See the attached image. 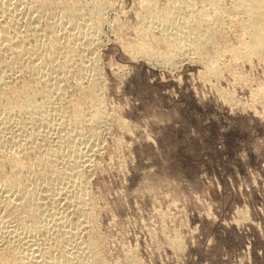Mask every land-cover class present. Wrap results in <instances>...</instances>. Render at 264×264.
Returning <instances> with one entry per match:
<instances>
[{
  "label": "rangeland",
  "instance_id": "374dc122",
  "mask_svg": "<svg viewBox=\"0 0 264 264\" xmlns=\"http://www.w3.org/2000/svg\"><path fill=\"white\" fill-rule=\"evenodd\" d=\"M28 1L22 0L15 14L8 12L0 18V24L2 26L7 24L6 30L9 27L11 29H8L9 37L13 41L18 37L17 39L23 41V45L28 50V54L23 56L26 59L17 61L16 63L19 64H16L13 69L2 64L8 69L6 71L0 65V73L3 70L2 73L6 75L2 73L0 75V77L3 75L5 80L4 88L9 89L7 93L0 95V103H4L6 95H13L11 96L13 100H17L16 98L21 100V97L26 96L25 94L34 93L35 95L34 90L39 87V89L50 87L53 90L50 96L52 100L49 98L48 105L44 104L41 110L35 106L34 109L30 108V112L29 108L21 110V113L19 112L21 115L18 113L19 110L13 111L10 121L6 123V130L10 132L5 131L4 134L14 135V140L19 139L15 141L18 143L20 155L26 163L29 162L30 176L29 171L25 169L21 173L24 175L23 180H27L25 177L35 180V175L40 173L39 175L42 174V176H37V179L41 178L40 183L37 182L38 180L32 182L37 186H35L36 189L45 188L43 175L48 170L49 178L53 179L56 175L50 190L52 188L53 191L57 189V192H60L58 190L63 188L61 192H64V195L63 193L57 195L61 198L56 200V194L53 192L55 196L50 201L42 195L45 194L42 188H39L41 191L35 190L37 199L34 197V203L37 202L38 213L45 212L42 215L44 217L46 215L47 218L40 214V218L35 223L37 226L35 233L31 232V237L29 234L23 236L26 238L24 241L21 238V241L13 242L14 245L17 242L16 247L22 250V253L16 257L19 260L15 261L18 264L22 262L23 264H47L49 261L47 262L44 256L49 255V252L52 258L55 255L54 260L66 254L69 256L72 252L70 260H74L73 264H80L82 260L83 264L94 262L101 264H264V54L260 57L261 60L259 56H253L254 54L249 55L250 59H243L237 54V50H230V45L236 44L235 37L240 27L234 26L237 24L232 21L229 23L231 26L233 23L231 31V26L230 29L229 26L227 27L229 24L226 16L224 17L226 20L223 19L224 26L220 25L223 30L220 33L219 42L226 41L225 44H229V47L228 45L224 47L223 42H220L224 51H221L218 55L219 59L217 58L215 62L217 65L215 74H210L204 62L197 60L189 49L185 50L182 56H178L173 51L174 46L164 42V33L175 32V26L181 24L183 17L186 16L184 13L198 12L203 7L204 10H211V3H208L209 7L207 2L217 0H178V3L172 0H149L150 3L146 4L144 3L147 0H101L103 21L96 23V28L99 30L96 47L82 44L81 38L87 28L80 29V34L77 30L74 32L79 34L77 37L82 34L79 38L81 43L77 41L78 44L72 40V43L69 41L67 44V37L63 35L64 32L59 33L61 31L58 27L62 13L66 19L72 20L69 23L72 22L73 28L76 21L77 25L85 21L91 16L96 0H45L48 4L45 6L48 9L39 0L38 3L33 0L35 4L31 0L30 3ZM220 1L221 5H225L222 6L229 9L234 2ZM187 2L192 7L183 4ZM174 4L180 7L177 9L175 18L173 20L171 18L173 23L171 25L168 23L164 27H161L159 23L153 24L149 28L146 43H143L139 35L144 24L141 14L144 6L153 7L155 12L162 15L165 14L163 11H171L175 7ZM25 5L28 6L24 7ZM35 5L38 6V10ZM62 5L64 7H61ZM52 11L53 13L56 11L55 15L50 13ZM30 13L32 18L27 16L31 15ZM36 14L39 17L35 19L33 16ZM57 14L60 17H57ZM14 15H17V18ZM83 18L85 19L82 21ZM29 19L34 21L31 22ZM55 20L59 22L55 24ZM87 21L90 22V19L88 18ZM49 22L51 24L54 22L55 27L49 28ZM46 26L51 29V32L49 29L47 32ZM56 27L59 29L58 33ZM38 31L40 33L43 31L42 39L46 41L45 44ZM25 32L29 33L26 35ZM32 32L34 35L37 33L40 38L34 36L33 39ZM225 32L230 33L227 34L228 37L224 36L221 39ZM51 34L59 35L61 44L65 41L66 44H62L65 47L63 52L61 44L57 49L49 43L48 35L51 36ZM23 35L26 36V40ZM61 35L66 38H61ZM77 37L76 40H78ZM37 40L40 44H37ZM35 44L40 46H35L36 49L33 48L32 51L31 48ZM148 49L162 51L168 57L173 54L172 60L165 62L159 56H149L146 53ZM60 50L62 53L59 52ZM30 51L32 55L34 52L35 58L30 55ZM51 52L59 56L56 57L57 63L55 58L50 57ZM207 53L210 54L207 56L214 58L212 49H208ZM12 55L13 50L1 52L0 60L5 61ZM26 56L34 59L29 61ZM36 57H38L37 60H35ZM49 58H51L50 63ZM64 59L67 60L64 61ZM95 59L100 70L96 92L101 98V105L105 107V112L112 117L100 124L96 148L92 147L93 150H88L90 152L88 162L83 166L73 167V170L77 169L76 171L80 168L79 171H83L86 179L88 206H85L92 210L90 212L93 215L90 213L91 216L83 217L80 216L77 205L74 207L77 203L73 199L74 203L70 200L75 189L68 183L65 173L61 172L66 170L69 173L72 172L70 169L72 155L67 154L70 152L69 147H72V143L70 144L68 140L72 138L77 142L78 138L75 137L74 140L73 137L76 135V130L87 132L86 129L91 126L89 115L96 107L91 103L89 105L86 99L89 97L88 83L92 80L90 70L96 65ZM38 61H43L42 63L48 61V66L56 63L53 67H57L60 72L58 74L62 73L63 78H58L57 72H53L49 75L51 77L55 74L54 77L52 76L53 82L48 76L40 82L36 81L34 72L26 71V68L29 69L26 64L30 65V62ZM20 65L21 72H15L16 67L20 68ZM73 67L76 71L81 69L79 79L72 78L73 73L76 72L71 73ZM87 67L90 68L87 70ZM61 70H64L65 74ZM56 81L59 83L58 88L55 85ZM77 82H80V86ZM23 86L29 91L24 90ZM20 93L25 96L23 94L24 97L18 96L21 95ZM36 96L35 104L38 101L41 102L39 95L36 94ZM75 101L82 116L78 126L74 124L75 115H72L76 112V107L73 109ZM81 101L86 104L81 106ZM44 107H46L45 110H43ZM84 112L91 113L85 116ZM44 113L49 115H42ZM42 116L49 120L48 124L45 119L43 122L38 121ZM118 116L124 124L116 121ZM31 117H33L32 120ZM85 118L89 120L86 121ZM11 120L14 122L13 126ZM70 121L71 123L74 121L73 125ZM51 122H53L52 125ZM13 132L15 133L12 134ZM15 135H18L17 138ZM42 145L44 148H40ZM82 145L78 147L83 151L84 145ZM51 154L52 157H50ZM34 157L37 161L40 158L51 159L52 164L56 165H52L53 174H50L51 170L46 167V163L41 164V167L40 163H38L39 167L35 165L37 161ZM33 162L37 169L32 166ZM43 167L47 170L42 169ZM3 169L4 175L7 173L8 176V171L9 174L12 172L9 166H3ZM35 170L39 173H35ZM57 173L65 179H59ZM67 177L69 178L68 175ZM38 184L41 185L38 186ZM38 193H41L44 199ZM66 194L70 199L65 200ZM3 196L1 194L2 199ZM29 221L30 224L33 223L30 219H25L21 225L27 224L26 227H28ZM15 225V223H9L5 226V230L8 227L7 230L10 231ZM63 237H66L68 242L67 240L63 242L62 240L65 239ZM172 242H174L173 245ZM76 255H80L81 261L77 259L79 257L76 258ZM91 255L94 258L98 256L97 262L94 258H90ZM92 259L94 262H91Z\"/></svg>",
  "mask_w": 264,
  "mask_h": 264
},
{
  "label": "bare ground",
  "instance_id": "6f19581e",
  "mask_svg": "<svg viewBox=\"0 0 264 264\" xmlns=\"http://www.w3.org/2000/svg\"><path fill=\"white\" fill-rule=\"evenodd\" d=\"M25 1V0H24ZM30 1V0H29ZM28 1V2H29ZM32 1V3H33V0H31ZM37 2L36 3H38V0H36ZM93 1H95V0H93ZM172 1H177V3H178V0H172ZM182 1V0H181ZM220 1V0H219ZM218 0L215 2H207V4L209 3H211V10L210 9H208V10H204V7L201 9V11H200V9H199V11H198V9H197V11L198 12H191V11H189L188 12V14H185L184 13V15H186L185 17H183V19H182V22H181V24H178V25H176L175 26V28H174V30H175V32H173L172 34L171 33H169V34H165L164 33V42L165 43H168V44H170L171 46L173 45L174 47H173V51L175 52V54L177 53L178 54V56L180 55V56H182V54H183V52L185 51V50H187V49H189L190 51H191V53L193 54V56L194 57H196L197 58V60H199L200 62H204V64H205V68H206V70L211 74V73H213V74H215L216 72H217V65L215 64V62H216V60H217V58H218V55L221 53V51L223 50L224 51V49H222V47L223 46H221L222 44L220 43L221 41L223 42V45H224V47H225V42L226 41H223V40H221L220 42H219V37H220V33L222 32V26H224V24H223V19H225L224 17L226 16V19L228 20V24L230 23V22H232V21H234V22H236V24L237 25H235L234 24V26H239L240 27V30H239V32L237 33V36L235 37V41H236V44L235 45H233V44H231L230 45V50H233V49H235V50H237V54H239L240 55V57H243V59L245 58V59H248L249 58V55L251 56V54L253 55V56H255V55H257V56H259V58L261 57V56H263V54H264V0H232V1H234V2H232V7L229 9V8H225L224 6V4H222V5H224V6H222L221 4H220V2H219ZM39 2L40 3H42L44 6L46 5H48L47 4V2H45V0H39ZM22 3V0H0V18H3L8 12H14L13 14H15V12H17L18 11V5L19 4H21ZM25 3H27V2H25ZM24 3V4H25ZM30 3V2H29ZM95 4L93 5V6H95L94 7V10L91 12V16L90 15H88V16H90V17H88L89 19H90V22H86V20L88 19H86L85 21H83L85 18H83L82 19V21L83 22H79L80 24H78L77 25V21L75 22V25H74V28H73V24H72V22H71V24L69 23V21H72V20H68V19H66L65 18V16H63V13H62V19H60L61 21H60V23L58 24V27H59V29H60V31L61 32H59L60 34H62V32H64L63 33V35H65L66 37H67V41L68 42H66L67 44H69V41H70V43H72V40H75L76 42L77 41H79L80 43H81V41L79 40V38H80V36L82 35H80L79 37H77V34L79 33L80 34V29H84V28H87V31L83 34V36H82V44L83 45H87V46H93V47H96V44L98 43V37H99V35H98V33H99V30L96 28L97 27V25H96V23L97 22H101V21H103L102 20V17H103V13H102V6H103V4H102V1L101 0H96L95 2H94ZM146 3H150L149 2V0H147V1H145V3L144 4H146ZM182 2H180V4H181ZM33 4H35V1H34V3ZM175 4H176V2H175ZM174 4V5H175ZM183 4H189L188 2L187 3H183ZM208 4V6L210 7V5ZM37 5V4H36ZM36 5H35V7H36ZM60 5V4H59ZM58 5V6H59ZM28 6V5H27ZM26 5L24 6V7H27ZM42 6V5H41ZM45 6V8H47ZM189 6V5H188ZM23 7V6H22ZM23 7V8H24ZM30 7H31V4H30ZM33 7V6H32ZM38 7V6H37ZM36 7V9L38 10L39 8H37ZM40 7V6H39ZM61 7H64L63 5L61 6ZM179 7L180 6H178V5H175V7L173 8V9H171V11H163L165 14H162V15H159L157 12H155L150 6H144V10L142 11V18H143V26L141 27V33H140V37H141V39L143 40V43H146V37L148 36V34H149V32H150V27L153 25V24H156V23H159L160 25H161V27H164L165 25H167L168 23L171 25L173 22L171 21V18H172V20H173V18H175V16H176V12H177V9H179ZM189 7H192V5H190ZM188 7V8H189ZM206 7V6H205ZM19 8H20V6H19ZM31 9V8H30ZM34 9V8H33ZM36 9H34V10H36ZM43 10H44V8H42ZM48 9V8H47ZM63 9V8H62ZM104 9V8H103ZM22 10V12L24 13V11H23V9H21ZM20 10V11H21ZM27 10V9H26ZM29 10V9H28ZM194 10V9H193ZM31 11H32V9H31ZM188 11V10H187ZM186 11V12H187ZM196 11V10H195ZM37 12V11H36ZM55 12L56 11H54V13H53V11L52 12H50V13H52L53 15H55ZM64 13H65V11H63ZM21 13V12H20ZM69 13V9H68V12H67V14ZM12 14V15H13ZM31 14V13H30ZM34 14V13H33ZM47 14H49V13H47ZM59 14V13H58ZM57 14V17L59 16ZM172 14V15H171ZM18 15H19V13H18ZM27 15V14H26ZM25 15V16H26ZM50 15V14H49ZM49 15H47V16H49ZM11 16V15H10ZM9 16V17H10ZM15 16V15H14ZM28 17L29 16H31V18H32V14L31 15H27ZM40 16H42L41 14H40ZM171 16V17H170ZM21 17H22V15H21ZM20 17V18H21ZM36 17H39V15H37L36 14V16H33V18H35L36 19ZM60 17V16H59ZM11 18H12V16H11ZM15 18H17V15L15 16ZM19 18V17H18ZM22 18H24V17H22ZM21 18V19H22ZM42 18V17H41ZM53 18H54V16H53ZM52 18V19H53ZM65 18V19H64ZM75 18V17H74ZM25 19H26V17H25ZM28 19V18H27ZM40 19V18H39ZM39 19H37V20H39ZM64 19V20H63ZM178 19H179V17H178ZM225 19V20H226ZM9 20H11V19H9ZM15 20V19H14ZM17 20V19H16ZM30 20V19H29ZM68 20V21H67ZM225 20H224V22H225ZM18 21H19V19H18ZM18 21H15V22H18ZM26 21V20H25ZM31 22L32 21H34V20H30ZM43 21V20H42ZM54 21V20H53ZM56 21V20H55ZM81 21V20H80ZM7 22V21H6ZM10 22V21H9ZM8 22V23H9ZM12 22H13V18H12ZM28 22V21H27ZM36 22V21H35ZM39 22V21H38ZM57 22H59V20L58 21H56L55 22V24H57ZM74 22V21H73ZM2 23H4V22H2ZM50 23V22H49ZM90 23V24H89ZM28 24V23H27ZM53 24V25H52ZM52 24L50 23L49 24V28H52V27H55L54 26V22H52ZM232 24V26L229 24V25H227V27L230 29V26H231V31H232V27H233V23H231ZM18 25V24H17ZM42 25V24H41ZM77 25V26H76ZM220 25H222L221 27H220ZM225 25H226V23H225ZM6 26H8L7 24H5L4 26H2V24H0V50L2 49V51H0V53L1 52H6V51H8V50H13V55L11 56V57H9L8 59H5V61H4V59H1L0 60V65H2V64H4V66H6L7 68H9V69H13L14 68V66H16V64H19V63H16L17 61H19V60H21L22 58H24L23 56L24 55H26V54H28V50H27V48L23 45L24 43H22L23 41H20L19 39H17V38H15V41L17 40H19L18 42L16 41V43H15V41H13L12 40V38L11 37H9L10 35H9V32H8V29H10V27L6 30ZM9 26H10V24H9ZM68 26V27H67ZM26 27V26H25ZM29 28V27H28ZM42 28V27H41ZM46 29H47V32L50 30V32H51V29H49V28H47V26L45 27ZM228 28H226V29H228ZM237 28V27H236ZM44 29V28H43ZM49 29V30H48ZM56 29H57V27H56ZM59 29H57V33H58V31H59ZM11 30V29H10ZM42 30V29H41ZM74 30V31H73ZM75 30H77L78 31V33H74L75 32ZM234 30H236V29H234ZM24 31H27V30H24ZM52 31H53V29H52ZM162 31H164L163 29H162ZM172 31V30H171ZM226 31V30H225ZM230 31V32H231ZM15 31H13V33H14ZM22 32V31H21ZM229 32V33H230ZM20 33V32H19ZM26 33V32H25ZM29 33V32H28ZM28 33H26V35L28 34ZM36 33V32H35ZM38 34H40L41 36V39H42V33H43V31H42V33H40V31H38L37 32ZM36 33V34H37ZM45 33V32H44ZM53 33V32H52ZM57 33H55V34H57ZM224 33V32H223ZM223 33H222V35H223ZM229 33H226L225 32V34L223 35V36H221V39H222V37H224V36H227V34H229ZM233 33V32H232ZM235 33V32H234ZM233 33V34H234ZM15 34V33H14ZM32 34H33V32H32ZM36 34L34 35H32V37H33V39L35 38V37H39L38 36V34H37V36H36ZM52 35L51 34V36L50 35H48L49 37H48V39H49V43L54 47V48H57L58 49V47H60V44H61V40H60V36L59 35ZM78 34V35H79ZM236 34V33H235ZM234 34V35H235ZM13 35V34H12ZM16 35H18V34H16ZM19 36V35H18ZM22 36V35H21ZM35 36V37H34ZM47 36V35H46ZM46 36H45V38H46ZM65 36H62L61 35V38H64ZM23 37H24V35H23ZM39 37V38H40ZM65 37V38H66ZM78 38V40H76L75 38ZM228 37V36H227ZM11 38V39H10ZM25 38V40H26V36L24 37ZM38 38V39H39ZM28 39V38H27ZM44 39H42V42L44 43H46V41H43ZM47 40V39H46ZM64 40V39H63ZM63 40H62V42H63ZM228 40V39H227ZM11 41L13 42V43H11ZM38 41V40H37ZM39 41H40V39H39ZM39 41L37 42V44L39 43ZM234 41V40H233ZM36 42V41H35ZM163 42V41H162ZM228 42V41H227ZM25 43H26V41H25ZM44 43V44H45ZM65 43V41H64V43H62V44H66ZM74 44H75V42H73ZM78 43V42H77ZM229 43H230V41H229ZM234 43V42H233ZM40 44V43H39ZM47 44H48V42H47ZM49 44V45H50ZM62 44H61V46H62ZM74 44H72V45H74ZM79 44V43H78ZM141 44V43H140ZM163 44V43H162ZM168 44H165V45H168ZM26 45V44H25ZM43 45V44H42ZM76 45V44H75ZM164 45V44H163ZM228 45V47H229V44H227ZM227 45H226V47H227ZM232 45H233V48H232ZM29 46V45H28ZM27 46V47H28ZM35 46H38V45H34L32 48H31V46H29V48H31L32 49V51H33V48H35ZM40 46V45H39ZM38 46V47H39ZM45 46V45H44ZM69 46V45H68ZM138 46V45H137ZM170 46V47H171ZM53 47H51L52 49L51 50H53L54 51V49H53ZM63 47H64V45L62 46V52H63ZM73 47V46H72ZM72 47H69V48H71V49H73ZM167 47V46H166ZM65 48V47H64ZM168 48V47H167ZM36 49V48H35ZM56 49V50H57ZM94 49V48H93ZM171 50H172V48H170ZM208 49H212V52H214V58H210L209 56H207V55H210V54H206V52H208ZM56 50H55V52H56ZM66 50H67V47H66ZM65 50V51H66ZM36 51V50H35ZM50 51V50H49ZM52 51V52H53ZM64 51V53H66ZM188 51V50H187ZM222 51V52H223ZM45 52V51H44ZM51 52V53H52ZM54 52V54L52 53V55H50V57L53 59V58H55L56 59V57L58 58L59 56L57 55L56 56V53ZM58 52V51H57ZM59 52H61V50L59 51ZM61 52V53H62ZM232 52V51H231ZM8 53H10V52H8ZM30 53H31V51H30ZM50 53V54H51ZM71 53H73V52H71ZM149 56H159V57H161L162 59H164V61L165 62H170L172 59V56H173V54H172V56L171 57H168V56H166V55H164V53L162 52V51H159V50H157V51H155L154 49H148L147 50V52H146ZM190 53V52H189ZM232 53H235V52H232ZM67 54H69V52H67ZM236 54V53H235ZM30 55H32V53L30 54ZM33 55H34V52H33ZM32 55V57H34ZM48 55H49V53H48ZM48 55L46 56V58L48 57ZM2 56V55H1ZM70 56V55H69ZM234 56V55H233ZM3 57V56H2ZM27 57V59H29L28 58V56H26ZM30 57V56H29ZM35 58V57H34ZM34 58H32V59H34ZM37 58L38 57H36V59L35 60H37ZM51 58H49L48 60H49V63H50V61H51ZM72 58V57H71ZM258 58V59H259ZM26 58H24V60H25ZM31 59V57H30V59H29V61H31L32 60ZM219 59V58H218ZM250 59V58H249ZM263 59H264V57H263ZM2 60L4 61V62H2ZM40 60H43L42 58H40ZM65 60H67V59H64V61ZM70 60V59H69ZM260 60H261V58H260ZM23 61V60H22ZM28 61V60H27ZM26 61V62H27ZM44 61V60H43ZM42 61V62H43ZM54 61V60H53ZM57 61V59L55 60V62ZM63 61V62H64ZM71 61V60H70ZM70 61H68V63H70ZM95 61H96V59H95ZM2 62V63H1ZM21 62V61H20ZM41 61L39 62H30V65H27L26 63V66H28V70H27V68H26V71L28 72V71H30V70H32V72H34V74H35V78H36V81H38V82H40V81H42L43 79H44V77H46L47 78V76L49 77V75L51 74V73H53V72H57V74L58 73H60V72H58V70H57V67L56 68H54L53 66L55 65L56 66V63L53 65V66H48L49 64H47V62H45V63H42ZM22 63V62H21ZM53 63V62H52ZM262 63V62H261ZM24 64V63H23ZM29 64V63H28ZM96 65L94 66V65H92V66H94L89 72L91 73V76H92V80L88 83L89 85H90V87H89V90H88V92H89V97H88V99H86L87 101H89L88 103H89V105H90V103L92 104V105H94L96 108H94L95 110H94V112L92 113V114H90L91 112H92V110H91V112L90 113H87L86 114V112H84L83 114L86 116V115H89V116H87V117H89V119H90V123L89 124H91V126H90V128H88V129H86L87 130V132L85 131V132H82V131H77L76 130V132H75V136H73L74 137V140L76 139V138H78L77 140V142H79V144L80 145H82V143H86V144H83L84 145V149H83V151L81 150V148L80 147H78V146H80L76 141H73V139L72 138H70V140H71V142H70V140H68V142L71 144V148L69 147V151L70 152H67V154L68 153H70L71 155H72V159H71V166H72V168L70 167V169H72V172L71 173H69L67 170V172L69 173H67L66 171L64 172H61V173H65L64 175L66 176V179H68V183H70L71 184V186H73V189H75V191H74V194H72L71 196H70V198H68V195L66 194V197H65V200L66 199H70V200H74L77 204H74V207H75V205H77L76 207H77V210L80 212V216H83V217H88V216H91V212H90V210L88 209V208H86L88 205H87V196H86V188H85V175H84V173H82L81 171H79L80 170V168H78V167H80V166H83V164L85 165L87 162H88V160H89V153L90 152H88V150L90 149H92V147L93 148H96V145H97V140L99 139V132H98V128L100 127V124H102V123H104V121L105 120H108L110 117H112V116H110L109 114H107L106 112H105V107H103L102 105H101V98H100V96L98 95V93L96 92V89H97V80L99 79V74H100V70H99V68H98V66H97V61H96V63H95ZM216 65V66H215ZM3 66V65H2ZM3 66V67H4ZM17 66H19V65H17ZM21 66V65H20ZM24 66V65H23ZM25 66V67H26ZM67 66V65H66ZM80 66V65H79ZM59 67V66H58ZM63 67V66H62ZM72 67V66H71ZM5 68V67H4ZM18 67H16V70H14L15 72H21V71H19V69L21 70L22 69V66L20 67V68H18ZM67 68V67H66ZM70 68V67H69ZM88 68H90V67H87V70H88ZM6 69V68H5ZM24 69V68H23ZM61 69V68H60ZM73 70L71 71V73L73 72V71H76V70H74V67L72 68ZM2 70V69H1ZM3 71V70H2ZM2 71H1V73H2ZM5 71V70H4ZM6 71H8V69H6ZM60 71V70H59ZM62 72L64 71V70H61ZM84 71V70H83ZM1 73H0V75H1ZM11 73V72H10ZM71 73H70V75H71ZM83 73V72H82ZM89 73V74H90ZM3 75H4V73H2ZM13 74V73H12ZM16 74V73H15ZM30 74V73H29ZM64 74H65V71H64ZM69 74V73H68ZM80 74H81V69H78L76 72H74L73 73V77L72 78H77V79H79L81 76H80ZM86 74H87V72H86ZM2 75V76H3ZM18 75H19V73H18ZM55 75V74H54ZM54 75H52L53 77H54ZM59 75V74H58ZM69 75V76H70ZM0 77V95H2V93L4 94V93H7V91H9V89L7 88V90H6V88H4V86L6 85L5 84V80L3 79L4 77ZM4 76H6V75H4ZM33 76V75H32ZM49 77V80L51 81V78H52V82H53V77ZM62 76V73H61V75H59L58 76V78H60ZM64 76V75H63ZM83 77H84V74L82 75ZM65 77V76H64ZM89 77H90V75H89ZM7 78V77H6ZM61 78H63V77H61ZM65 78H67V77H65ZM8 79V78H7ZM8 80H10V79H8ZM7 80V81H8ZM33 80H34V78H33ZM48 80V82H50ZM61 80V79H60ZM66 80V79H65ZM83 80V79H82ZM54 81H55V79H54ZM64 81V80H63ZM10 82V81H9ZM31 82V81H30ZM47 82V83H48ZM76 82V81H75ZM82 82V81H81ZM8 83V82H7ZM42 83V82H41ZM56 83H57V81H56ZM78 84L80 83V82H77ZM77 83L75 84L76 85V87H77ZM9 84V83H8ZM37 84V83H36ZM35 84V85H36ZM45 84V83H44ZM52 84V83H51ZM54 84H55V82H54ZM10 85V84H9ZM8 85V86H9ZM27 85V84H26ZM33 85V84H32ZM34 85V86H35ZM57 87H56V86ZM54 86L56 87V88H58V85H59V83H57V84H55ZM25 86V85H24ZM24 86H23V89L25 90V89H27V88H24ZM37 86V85H36ZM38 86H40V85H38ZM43 86V85H42ZM44 86H47V85H44ZM79 86H80V84H79ZM7 87V86H6ZM10 87V86H9ZM25 87H28V86H25ZM62 87H63V85H62ZM11 88V87H10ZM29 88V87H28ZM30 88H31V86H30ZM36 88V87H35ZM38 88V87H37ZM40 88V87H39ZM35 89L34 90V92L37 94V95H39V97H40V101L41 102H39L38 101V103H36L35 104V96H36V94L35 95H30V94H23V93H20L21 95H18V96H23L24 98H22L21 97V100H20V98H16V96H15V98L17 99V100H13L12 99V97L11 96H13V95H10L9 93V95L10 96H5V98H4V96H3V98L5 99V101H4V103L3 104H1L0 105V264H18L15 260L17 259L16 257H18L19 255H20V253H22V250H20L19 248H17L16 247V244H18L17 242H16V244L14 245V241H21V238L23 239V241H24V238H23V236H26V234H29L30 235V233L32 232H34L36 229H37V226H36V220H38L39 218H40V214H41V216L42 217H44L43 215L45 214V212L43 213V215H42V213H38V209H37V207H36V205H37V202H36V204L34 203V197L36 198L37 196H35L36 194H35V190H37L38 189V191L40 190L41 191V189H39V188H42V187H39V188H35V186L36 185H33V182L32 181H34L35 182V180L37 181V182H39V181H41V178H40V180H39V178L37 179V176L40 174L39 173V171H38V173H37V170H35V173H37L38 175H35V180H32L31 179V177H25L27 180L26 181H24L23 180V177L22 176H24V175H22L21 173L25 170V169H30V165L28 164V163H26V161L25 160H23L22 159V157H21V155H20V150L17 148V141H15V140H17L18 138H17V136L18 135H15L16 136V138L17 139H15L14 140V138H13V136L12 135H9L8 133L10 132V131H8V130H6V123H8V121H10V119H11V114H12V112L13 111H15V110H19L18 111V113L21 111V110H26V109H28V111L30 112L31 110H30V108H33V107H35V106H37V108L38 109H42V107L43 106H45L46 105V103H47V105H48V102L50 101L49 100V98H50V96H51V93L53 92V90L50 88V87H46V88H42V89ZM60 88H61V85H60ZM83 88H85V86L83 87ZM6 91H5V90ZM22 89V88H21ZM20 89V90H21ZM23 89H22V91H23ZM79 89V88H78ZM77 89V90H78ZM28 91H29V89H27ZM85 90V89H84ZM32 91V90H31ZM61 91V90H60ZM60 91H58V92H60ZM64 91H65V89H64ZM79 91V90H78ZM81 91V90H80ZM33 92V91H32ZM63 92V91H62ZM82 92V91H81ZM80 92V93H81ZM27 93V92H26ZM55 93V92H54ZM53 93V94H54ZM79 93V94H80ZM23 94V95H22ZM225 95V94H224ZM17 96V97H18ZM37 97V96H36ZM81 97V96H80ZM79 97V98H80ZM14 98V97H13ZM14 98V99H15ZM82 98H84L85 99V97H83L82 96ZM39 99V98H38ZM51 99V98H50ZM81 99V98H80ZM49 100V101H48ZM52 100V99H51ZM79 100V99H78ZM2 101V100H1ZM80 101V100H79ZM3 102V101H2ZM72 102H74V101H72ZM83 102L84 101H81V106H82V104H83ZM86 102V101H85ZM88 103H87V106H88ZM45 104V105H44ZM76 104V101H75V103H74V105ZM84 104H86V103H84ZM83 104V105H84ZM80 105V104H79ZM78 106V105H77ZM93 106V107H94ZM74 107H76V105L75 106H73V109H74ZM84 107V106H83ZM92 107V106H91ZM92 107V108H93ZM34 109V108H33ZM46 109V107H44V109L43 110H45ZM76 109V112H75V114H73L72 113V115H75L74 117V121L77 123H75L74 121V124L75 125H79V121H81L80 119H82V116H81V112H79V108H75ZM40 110H39V112H40ZM47 110H48V108H47ZM35 111V110H34ZM80 111H81V109H80ZM82 111H83V108H82ZM38 112V113H39ZM46 112V111H45ZM49 112V111H48ZM21 113V112H20ZM19 113V114H20ZM27 113V112H26ZM42 113H43V111H42ZM53 113H54V111H53ZM35 114H36V112H35ZM21 115V114H20ZM26 115V114H25ZM32 115H33V113H32ZM42 115H49V114H42ZM50 115H51V113H50ZM71 115V114H70ZM71 115V116H72ZM34 116H36V115H34ZM40 116H41V112H40ZM71 116H70V118H71ZM84 116V117H85ZM45 116H42V117H40L39 119H38V121H41V122H43L44 121V118ZM48 117V116H47ZM54 117V116H53ZM86 117V118H87ZM13 118V117H12ZM28 118V117H27ZM32 118L33 117H31V120H32ZM52 118V117H51ZM84 119V120H86V121H88L87 119ZM29 119V118H28ZM37 119V118H36ZM73 119V118H72ZM71 119V120H72ZM117 120L116 121H118L119 122V124L121 123V124H124V121L123 120H121L120 118H119V116L116 118ZM46 121H47V118L45 119ZM58 120V119H57ZM112 120V119H111ZM15 121V120H14ZM34 121V120H33ZM49 121V120H48ZM48 121H47V124H48ZM69 121V120H68ZM11 122H12V120H11ZM10 122V123H11ZM72 122V123H73ZM13 124H12V126L14 125V122H12ZM33 123V122H32ZM40 123V122H39ZM38 123V124H39ZM52 123L53 122H51V125H52ZM58 123V122H57ZM70 123H71V121H70ZM71 123V124H72ZM82 123V122H81ZM19 124V123H18ZM46 124V123H45ZM50 125V124H49ZM48 125V126H49ZM58 125H61V124H58ZM73 125V124H72ZM81 125V124H80ZM9 126V125H8ZM10 127V126H9ZM53 127V126H52ZM58 127V126H57ZM81 127V126H80ZM51 128V127H50ZM59 128H60V126H59ZM71 128V127H70ZM72 129H74V128H72ZM76 129H77V127H76ZM10 130H11V127H10ZM48 130H49V128H48ZM5 131H8V135L6 136L4 133H5ZM50 131V130H49ZM41 132V131H40ZM43 132V131H42ZM73 132V131H72ZM15 132H13L12 134H14ZM43 134V133H42ZM49 134V133H48ZM68 134H69V132H68ZM71 134V133H70ZM73 135H74V132L72 133ZM47 135V134H46ZM52 135V134H51ZM67 135V134H66ZM64 137H65V135H63ZM71 136V135H70ZM40 137H41V135H40ZM76 137V138H75ZM46 138V137H45ZM58 138V137H57ZM60 138V137H59ZM42 139H44V137L42 138ZM63 139V138H62ZM67 139H69V137L67 136ZM30 140V139H29ZM18 141H19V139H18ZM62 141V140H61ZM65 142H66V137H65ZM68 142H66L67 144H68ZM20 143H21V141H20ZM19 143V144H20ZM35 144V143H34ZM23 145V144H22ZM82 145V146H83ZM21 146V145H20ZM20 146H18V147H20ZM24 146V145H23ZM26 146V145H25ZM31 146V145H30ZM68 146V145H67ZM22 147V146H21ZM32 147H33V145H32ZM36 147V146H35ZM46 147V146H45ZM40 148H44L43 147V145H42V147L40 146ZM67 148V147H66ZM23 149V148H22ZM25 149H26V147H25ZM86 149V150H85ZM28 150V149H27ZM45 150H47V149H45ZM93 150V149H92ZM94 150H96V149H94ZM41 151V150H40ZM50 151V150H49ZM48 151V152H49ZM22 152H24L23 150H22ZM88 152V153H87ZM44 153V152H43ZM29 154V153H28ZM31 154V153H30ZM34 154V153H33ZM44 155H45V153H44ZM43 155V156H44ZM47 155V154H46ZM50 157H52V154L50 155ZM54 157V156H53ZM32 158V157H31ZM36 158H38L37 156H36ZM69 158V157H68ZM29 159V158H28ZM34 159H35V157H34ZM33 159V160H34ZM70 159V158H69ZM30 160V159H29ZM36 160V159H35ZM54 160V159H53ZM28 161V160H27ZM31 161V160H30ZM37 161V160H36ZM54 162H55V160H54ZM32 163V162H31ZM38 163H40V167H41V164H44V163H46V167H48V169H52L53 168V166L52 165H55V164H52V161H51V159H49V158H47V159H45V158H40V159H38V161H37V164H35V165H38ZM34 165V162H33V165L32 166H35ZM70 165V164H69ZM3 166H9L10 168H11V170H12V172L9 174V171H8V176H7V173H6V175H4V169H3ZM31 166V167H32ZM44 166V165H43ZM56 166V165H55ZM75 166H78L77 168L79 169L78 171H76L77 169H75V170H73L74 168L73 167H75ZM38 167H39V165H38ZM69 167V166H68ZM8 168V167H7ZM33 168V167H32ZM35 168H36V166H35ZM45 167H43L42 169H44ZM76 168V167H75ZM83 168V167H82ZM9 169V168H8ZM37 169V168H36ZM46 169V168H45ZM44 169V170H45ZM65 169H67V168H65ZM31 170H34V169H31ZM47 170V169H46ZM45 170V171H46ZM53 170V169H52ZM52 170L50 171L51 173V175L53 174L52 173ZM55 170V169H54ZM59 169H57V171H58ZM62 169H60V171H61ZM29 171V176H30V170H28ZM43 171V170H42ZM48 171V170H47ZM47 171L46 172H44V175H43V179L45 180V182H44V180H42L43 182H44V184H46L45 185V188H42L45 192V194H42L45 198H49V200L51 199H53L54 198V196H55V194H56V200H57V198H61V197H57V195H62V193H63V195H64V192H61V190L63 189H60V190H58V191H60V192H57V189L56 190H54L53 191V189L51 188V190H50V185H53L52 184V180L56 177V175H55V177L53 178V179H51V178H49L48 177V173H47ZM71 171V170H70ZM26 172V171H25ZM53 172H55V171H53ZM34 173V172H33ZM32 173V174H33ZM34 173V174H35ZM59 173V172H58ZM57 173V174H58ZM28 174V173H27ZM60 174V173H59ZM58 174V175H59ZM67 175L69 176V178L67 177ZM31 176H33V175H31ZM39 176H42V174L41 175H39ZM59 179L61 178L60 177V175L59 176H57ZM24 178V179H25ZM63 179H65V177H62ZM61 178V179H62ZM55 181V180H54ZM42 182V183H43ZM40 183V182H39ZM53 183H55V182H53ZM57 183V182H56ZM36 184V183H35ZM41 185V184H40ZM39 184H38V186H40ZM69 185V184H68ZM37 187V186H36ZM58 187V186H57ZM75 187V188H74ZM54 188H55V186H54ZM58 188H60V187H58ZM49 190V191H48ZM64 190H66L67 191V189H64ZM70 190V189H69ZM37 191V192H38ZM71 191V190H70ZM70 191L68 192V193H70ZM53 192H55V194L53 193ZM57 192V193H56ZM42 193V192H41ZM41 193H38V195H41ZM67 193V192H66ZM73 193V192H72ZM1 194H3L4 196H3V199L1 198ZM41 195V196H42ZM41 196H40V198H41ZM42 196V198L44 199V197ZM63 199H64V197H62ZM37 199V198H36ZM38 199H39V197H38ZM46 199V200H47ZM45 200V201H46ZM50 200V201H51ZM73 200L71 201V202H73ZM54 201V200H53ZM70 202V201H69ZM74 203V202H73ZM85 205H87V206H85ZM89 207H90V205H89ZM91 208V207H90ZM39 210H40V208H39ZM92 211V210H91ZM91 213V214H90ZM77 214V213H76ZM79 214V213H78ZM93 215V214H92ZM45 217H46V215H45ZM44 217V218H45ZM47 218V217H46ZM61 218H63V217H61ZM25 219H30L31 221H33V223L32 224H30V221H29V224H30V226H28V227H26L27 226V224H26V226L25 225H21V224H23V221L25 220ZM60 219V218H59ZM27 221V220H26ZM9 223H15L16 225H15V227L14 228H11L10 229V231L9 230H7V228H6V230H5V226L6 225H8ZM26 223V222H25ZM37 223H39V222H37ZM11 225H14V224H11ZM41 225V224H40ZM40 225H39V229H40ZM24 226V227H23ZM67 227V226H66ZM42 228V227H41ZM77 228V227H76ZM9 229V228H8ZM64 230V229H63ZM65 230H67V228H65ZM74 230V229H73ZM78 230V229H77ZM71 231V230H70ZM35 233V232H34ZM67 233H69V232H67ZM66 233V234H67ZM73 233V232H72ZM73 235V234H72ZM65 236V235H64ZM30 237H31V235H30ZM63 238H65L64 240H62L63 242H65L67 239H66V237H63ZM90 238V237H89ZM13 239V240H12ZM26 239V238H25ZM55 239V238H54ZM59 240V239H58ZM27 242V241H26ZM62 242V243H63ZM67 242H68V240H67ZM59 243V242H58ZM61 243V242H60ZM173 243L174 242H172V245H173ZM28 244V243H27ZM26 244V245H27ZM23 245V244H22ZM84 245V244H83ZM29 246V245H28ZM95 246V245H94ZM24 247V246H23ZM22 247V248H23ZM26 247V246H25ZM91 247V246H90ZM33 248V247H32ZM66 248V247H65ZM64 248V249H65ZM81 248V247H80ZM31 249V248H30ZM34 249V248H33ZM96 249V248H95ZM50 250V249H49ZM92 250V249H91ZM5 251H7L6 253H5ZM25 251V250H24ZM60 251V250H59ZM61 251H63V250H61ZM66 251V250H65ZM70 251V250H69ZM49 252V251H48ZM64 252V251H63ZM93 252L95 253L96 251H94V249H93ZM31 253V252H30ZM47 253V252H46ZM50 253L51 252H49V255H46L45 254V256H44V258H45V260L48 262V263H50V262H52L51 264H73L74 262V260L73 261H71L70 260V257L72 256V252L71 253H69V256H68V254H66V255H64L65 253H62V252H59V253H62L63 255H64V257H61V258H59V259H56V260H54L55 258H54V256H53V258L50 256ZM67 253H68V250H67ZM90 253V252H89ZM88 253V254H89ZM25 254V253H24ZM32 254V253H31ZM75 255V254H74ZM73 255V256H74ZM95 255V254H94ZM23 256V255H22ZM22 256H21V258H22ZM24 257V256H23ZM38 257V256H37ZM77 257H79V258H77ZM88 257V256H87ZM96 257V256H95ZM98 257V256H97ZM96 257V258H97ZM58 258V257H57ZM72 258V257H71ZM76 258L77 259H80V255H76ZM83 258V257H82ZM89 258V257H88ZM90 258H94V256H92L91 255V257ZM96 258H94V261H96ZM77 259H75L77 262H78V260ZM83 259H85V257L83 258ZM87 259V258H86ZM17 260H19V259H17ZM98 260V259H97ZM103 260V259H102ZM22 261H24V260H22ZM39 261V260H38ZM79 261H81V259L79 260ZM83 261V260H82ZM82 261H81V263H82ZM93 261V259H92V261L91 262H94ZM46 262V263H47ZM73 262V263H72ZM86 262V261H85ZM97 262V261H96ZM25 263V262H24ZM47 263V264H48ZM80 263V264H81ZM22 264H23V262H22ZM77 264V263H76ZM83 264V263H82ZM90 264H92V263H90ZM93 264H101V263H93Z\"/></svg>",
  "mask_w": 264,
  "mask_h": 264
}]
</instances>
